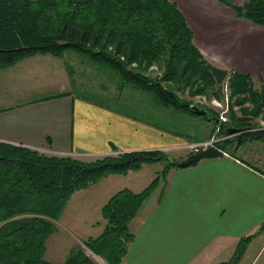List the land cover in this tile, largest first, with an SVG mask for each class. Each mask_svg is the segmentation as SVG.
Masks as SVG:
<instances>
[{"label":"crops","instance_id":"obj_1","mask_svg":"<svg viewBox=\"0 0 264 264\" xmlns=\"http://www.w3.org/2000/svg\"><path fill=\"white\" fill-rule=\"evenodd\" d=\"M173 1L207 60L248 74L257 87L264 86V26L236 18L219 0ZM70 66L69 72L64 57L37 54L0 69V142L75 158L158 150L182 160L189 153L179 145L215 134L214 124L205 119L188 122L198 125V133H170L89 100L82 94L85 84L74 80ZM244 132L228 135L222 156L172 166L161 177L129 224L133 240L121 264H227L241 246L233 264H264V152L259 147L264 137H241ZM150 166L108 174L75 191L54 221L45 259L64 264L74 249L90 252L83 241L102 232V205L120 189L140 192L148 186L161 170Z\"/></svg>","mask_w":264,"mask_h":264},{"label":"trees","instance_id":"obj_2","mask_svg":"<svg viewBox=\"0 0 264 264\" xmlns=\"http://www.w3.org/2000/svg\"><path fill=\"white\" fill-rule=\"evenodd\" d=\"M219 1L236 18L264 26V0L241 5ZM69 50L108 66L123 84L161 106L193 114L191 97H222L227 81V120L218 133L225 134L228 126L245 130L241 137H264V130H250L257 117L264 119V86L255 88L248 74L207 60L173 0H0V68L37 54L63 58ZM151 66L159 73L150 74ZM67 69L71 71L68 63ZM160 160L163 168L143 190L120 189L102 205V232L83 241L107 264L122 263L133 240L132 218L161 177L172 166L180 167L179 160L158 150H140L83 161L0 142V264H52L45 259L46 240L75 191L108 174ZM242 248L227 264L238 259ZM64 264L96 263L77 248Z\"/></svg>","mask_w":264,"mask_h":264},{"label":"rangeland","instance_id":"obj_3","mask_svg":"<svg viewBox=\"0 0 264 264\" xmlns=\"http://www.w3.org/2000/svg\"><path fill=\"white\" fill-rule=\"evenodd\" d=\"M64 59L67 61V63L72 65L74 80L78 82L82 81L85 84V88L82 87L81 89L87 88V92H83L82 94H84L86 98L89 100L96 101L103 106H113L115 109L120 110V112L122 113H127L128 115L137 117L140 120H144L149 124L156 126L159 129L169 130L170 133L178 132L181 129L185 130L186 132L193 130L198 133L199 132L198 125L188 122H191V119H196L197 121H202V123H205L204 118L200 115L193 114L190 112L175 110L173 108H165L161 106L155 100L153 101L149 97V95L143 94L135 89H131L127 87L126 84H123L122 80L120 79V76L116 74L108 66L106 65L100 66V64L97 65V63L93 62L89 58L83 57L82 55L76 53L73 50H69L65 52ZM156 72L159 73V70L155 66H151L149 69V73L154 75ZM254 87L258 88L255 84ZM98 91L101 94H97L96 92ZM229 94H230V90L227 87V81H225L223 84L222 97H216L214 95L208 96L201 94V95H195L190 99L197 106L214 107L211 104V100L214 98L218 100V102H220L222 106L225 107L226 100L224 99V97L225 96L228 97ZM108 96H110V99L112 101H118L119 103L112 102L110 99L107 98ZM136 107L139 111L136 109ZM163 111L164 114L168 115L166 116V119L165 116H163L162 114ZM186 117L189 118L187 119V122H185V120H182V119H186ZM260 121L264 122V120H259V118L255 119L254 120L255 125L250 130L252 131L264 130V129H258L259 126L258 124L260 123ZM215 134H217V130L215 131ZM224 147L225 145H223V148ZM231 147L232 145H227L226 149ZM259 147L261 151L264 152V144L263 146L259 145ZM172 153L174 154V152ZM77 159L83 161H93L95 158L93 156L82 155L79 156ZM149 164L151 165L150 167L152 168L162 169L165 162L163 160H160V161L150 162ZM66 215L68 216L71 215L69 208L66 211ZM59 217L60 216H58V218ZM71 218L74 217L71 216ZM63 220H66L65 217H63ZM254 222L255 220L253 219L250 220L251 224H254ZM64 228H66V226H64ZM59 231H62L61 227H59ZM91 233L94 234L93 232ZM67 235H69L68 229L65 230V233L63 234V238L67 239ZM87 253L91 257V259L96 261L98 264H102V263L104 264V262H102L99 259V257H97L96 255L88 251Z\"/></svg>","mask_w":264,"mask_h":264},{"label":"water","instance_id":"obj_4","mask_svg":"<svg viewBox=\"0 0 264 264\" xmlns=\"http://www.w3.org/2000/svg\"><path fill=\"white\" fill-rule=\"evenodd\" d=\"M190 109L197 115L204 116L207 121L212 122L216 127L220 126L219 113L216 109L210 106L190 105ZM223 131L226 135L234 132H240V128L224 126ZM223 150L213 146H208L196 153L188 154L184 159L178 161V166L185 167L199 161L202 158H215L222 156Z\"/></svg>","mask_w":264,"mask_h":264},{"label":"built area","instance_id":"obj_5","mask_svg":"<svg viewBox=\"0 0 264 264\" xmlns=\"http://www.w3.org/2000/svg\"><path fill=\"white\" fill-rule=\"evenodd\" d=\"M224 99L226 100L225 107L222 106V104L220 102H218V100H216L214 98L211 100V104L214 106L213 108L216 109L219 113L220 124L227 120L226 113L228 110V107H227L228 97L225 96ZM218 108H220V109H218ZM258 129H264V122L263 121H260ZM216 130H217V134L209 137L208 139H205L202 141H188L182 145H179V147H181V149L183 148V149L187 150L189 154L190 153H196V152H198V151H200V150H202L208 146H213V147L222 149L223 148L222 143L228 137V135L218 134L219 127H216ZM223 153H225V152L223 151Z\"/></svg>","mask_w":264,"mask_h":264}]
</instances>
